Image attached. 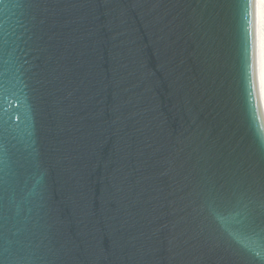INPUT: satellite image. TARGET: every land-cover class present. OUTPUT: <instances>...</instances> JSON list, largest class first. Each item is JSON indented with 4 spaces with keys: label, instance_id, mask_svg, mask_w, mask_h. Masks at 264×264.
I'll return each instance as SVG.
<instances>
[{
    "label": "water",
    "instance_id": "1",
    "mask_svg": "<svg viewBox=\"0 0 264 264\" xmlns=\"http://www.w3.org/2000/svg\"><path fill=\"white\" fill-rule=\"evenodd\" d=\"M254 5L0 0V264H264Z\"/></svg>",
    "mask_w": 264,
    "mask_h": 264
},
{
    "label": "snow or ice",
    "instance_id": "2",
    "mask_svg": "<svg viewBox=\"0 0 264 264\" xmlns=\"http://www.w3.org/2000/svg\"><path fill=\"white\" fill-rule=\"evenodd\" d=\"M242 3L241 17L243 21L244 31H245V46L246 53L250 51L252 33H253V24H254V10H253V0H240ZM261 4L264 5V0H261ZM261 27L262 33H264V10L261 12ZM250 59H246V65L250 66ZM249 87L247 89V95L249 99V107L252 109L253 121L255 120V108L252 103L254 100V91L252 86L251 75H248ZM221 207L224 211H235L238 215L243 214L241 210L240 203L234 201H221ZM245 232L249 235H257L260 237L261 241H264V224L258 225L254 219L249 218L247 223L242 225ZM259 229V231H257Z\"/></svg>",
    "mask_w": 264,
    "mask_h": 264
},
{
    "label": "bare ground",
    "instance_id": "3",
    "mask_svg": "<svg viewBox=\"0 0 264 264\" xmlns=\"http://www.w3.org/2000/svg\"><path fill=\"white\" fill-rule=\"evenodd\" d=\"M254 6L257 73L261 95V104L264 113V33H262L261 27V12L262 10H264V5L261 4V0H255Z\"/></svg>",
    "mask_w": 264,
    "mask_h": 264
}]
</instances>
